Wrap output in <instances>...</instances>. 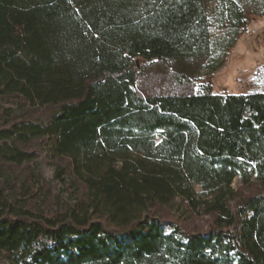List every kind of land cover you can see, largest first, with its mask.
Masks as SVG:
<instances>
[{"label": "trees", "instance_id": "16d2710c", "mask_svg": "<svg viewBox=\"0 0 264 264\" xmlns=\"http://www.w3.org/2000/svg\"><path fill=\"white\" fill-rule=\"evenodd\" d=\"M224 62L207 0H0V100L45 110L0 105V175L45 152L72 200L0 188V262L264 264V90H199Z\"/></svg>", "mask_w": 264, "mask_h": 264}, {"label": "rangeland", "instance_id": "374dc122", "mask_svg": "<svg viewBox=\"0 0 264 264\" xmlns=\"http://www.w3.org/2000/svg\"><path fill=\"white\" fill-rule=\"evenodd\" d=\"M235 3L243 12L244 18L239 21L236 16L227 13L226 8ZM210 17V28L215 53L225 54L224 64L209 76H204L197 81L200 90L209 84L214 93H251L264 90V0H207ZM246 27L250 29L248 32ZM0 105L11 108L15 114L30 112L28 116L38 119L43 116L45 110L32 111L29 106H22L10 100H0ZM37 170L43 180L46 190L38 192L39 196H29L30 203L36 209L43 211L55 210L71 203L68 192L63 191L62 183L54 176V165L48 160L44 152L34 163L25 165L19 172L5 177L0 175V188L10 198H18L20 192L14 190L25 184L30 186L31 192H35L37 186L31 177V171ZM1 174V173H0ZM240 179H235L233 185L237 188ZM197 191L200 192L199 187ZM17 195V196H16ZM234 204V203H233ZM166 215L178 220L182 225L194 231H204L213 225V217L206 214H196L186 210L185 204L180 198L171 207L167 208ZM0 264H7L2 261Z\"/></svg>", "mask_w": 264, "mask_h": 264}, {"label": "built area", "instance_id": "2783aa9c", "mask_svg": "<svg viewBox=\"0 0 264 264\" xmlns=\"http://www.w3.org/2000/svg\"><path fill=\"white\" fill-rule=\"evenodd\" d=\"M246 30L249 32L250 31V29L248 28V27H246Z\"/></svg>", "mask_w": 264, "mask_h": 264}]
</instances>
